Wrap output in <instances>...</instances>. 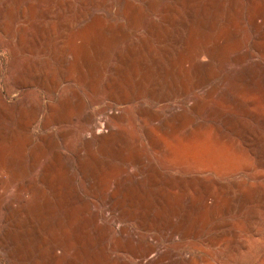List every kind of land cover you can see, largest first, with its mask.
<instances>
[{"label":"rangeland","instance_id":"rangeland-1","mask_svg":"<svg viewBox=\"0 0 264 264\" xmlns=\"http://www.w3.org/2000/svg\"><path fill=\"white\" fill-rule=\"evenodd\" d=\"M219 1L225 6L216 13L203 15L204 30L197 38L191 37V31H182L181 46L189 44L182 56H177L175 51L171 56L168 52L174 50L172 43L160 40L155 41L153 46L155 50L141 49L137 55L142 63L137 67L142 71L152 64L154 67L155 63L154 69L162 65L169 66L171 64L168 58L172 57L174 65L170 67L172 70L170 77L177 83V87L172 90L164 88L168 97L160 101L153 100L151 94L145 90L132 94L129 102L116 103L108 98L102 80L110 73L111 66L117 64L118 54L127 50V44L137 41L141 45V39L149 36V20L143 19L134 26L129 25L125 20L119 21L123 27L120 28L118 37L103 58L107 71L99 76L100 86L95 87L93 92L89 91L85 97L96 116V128L91 132L92 134L87 131L84 116L76 108L69 112L58 125L45 129L44 123L50 115L48 105L50 101L47 95L33 89L22 92L23 97L33 100L40 96L44 97V106L38 115L37 122L29 132L22 131L14 121L10 124L5 123L4 126L7 128L0 126V129H7L8 132L17 130V133H11L8 136L10 138H7L8 140L4 143L0 142V264L61 263L54 257L55 253L62 256L59 246L57 247V243H61L60 240L45 244L43 233L33 237L27 233L25 240H22L23 243H19L24 246V251L18 254V244L14 240L11 241L16 235L13 230L15 222L10 221L13 212L11 203L20 187L38 182L42 175L44 157L54 158L58 153L63 154L61 160L65 164L64 171L67 172L68 181H72V185L78 190L74 198L78 207L84 200L91 199L94 200L93 212H106L112 232L106 241L110 251L120 235L121 228L125 227L131 234L135 232L143 234L145 232L142 223L146 221L150 224L149 235L161 240L164 246L163 253L181 247L183 242V247L187 251V264H264V71L260 70L262 65L258 54H256V62L251 65V53H256L257 32L262 22L256 17L261 9L264 14V0H236L232 9H229L230 0ZM162 2L158 4L159 7L157 6L152 16L155 20H159L164 15L165 7L172 4L173 0H162ZM44 17L43 20L47 21L49 15ZM91 19L93 17L88 21L81 20L75 24L71 28L73 32L71 34L86 33L89 27L87 24H90ZM235 28L240 33L241 39L238 42L236 40L225 42L217 48V61L220 59V63L216 62L215 67L211 68L214 72L204 89L218 87L222 91L220 84L225 80L224 77L235 68L233 65L235 61H238L240 56H244L248 58L250 71L255 70L259 74L252 80V87L263 92L262 95L254 96L256 105L251 106V93L239 97L240 101L236 105L240 117L238 125L234 128L226 127L221 121L211 118L212 109L208 108V111L206 110L201 116L195 117L193 122L186 121L167 132H160L158 136L164 151L156 150L144 136L137 115L138 109L145 105L151 106L157 112H162L169 104L181 105L185 100L186 90L181 83L184 78L186 79L184 62L191 58L198 47L213 45L222 30ZM5 42V38L0 36V43L5 44ZM202 60L206 59L203 57ZM10 63L11 57L7 55L1 80V91L4 95L13 83L8 75ZM192 82L189 80L187 85L190 86ZM149 84L151 85L147 83L145 87L150 88ZM66 86L64 84L61 91H65ZM197 92L202 94V91L197 90ZM18 96L19 92L13 94V98L7 96L1 98L12 102L17 100ZM112 114H116L117 117H112L110 121L126 129L129 137L132 138L135 133L140 135L141 156L139 159L132 156L133 151L129 148H126L123 154H119V148L116 147L99 151L104 141L103 137L109 135V131L103 127L106 116ZM45 136H52L53 144L49 149L46 148L47 150L43 148L45 150L43 153L38 145L41 138ZM86 139H91L94 149L98 152L89 179H86L74 155ZM165 161H169L170 164L165 165ZM152 164H163L166 169L163 175L158 177L157 185L149 189L145 187L144 174ZM125 178L139 180L138 182L128 180V184L140 186L143 189L141 190L143 195L147 193L144 198L152 203L151 216L143 218L138 214L128 215L116 207L111 193L118 181ZM203 194L214 195L215 201L198 203L199 197ZM33 195L34 192L31 191L28 200L22 201L20 207L27 206ZM226 195L230 197L233 207L228 212H221L220 204L216 205V202ZM138 205L141 208L144 204L140 201ZM163 211L165 214L158 216ZM79 217L83 218L82 212ZM115 218L116 221H114ZM19 221L23 223L24 231H26L29 228V218ZM183 223L186 224L184 228L188 236L185 235V240L181 242L180 236L175 235L177 241L174 243L170 240V233L180 229ZM90 231L93 234V228ZM93 245V249L97 251L98 242ZM54 246L57 248L53 249ZM103 259V254L97 252L93 258V264H102ZM158 259L157 253H151L140 262L130 258V261L125 264H157ZM118 260L124 263L122 259L115 258V261Z\"/></svg>","mask_w":264,"mask_h":264},{"label":"bare ground","instance_id":"bare-ground-1","mask_svg":"<svg viewBox=\"0 0 264 264\" xmlns=\"http://www.w3.org/2000/svg\"><path fill=\"white\" fill-rule=\"evenodd\" d=\"M235 1L230 0L229 9L234 8ZM160 2L162 0H0V36L6 40L5 44L0 43V126L14 121L22 131H31L44 106V97L40 96L33 100L22 96L24 90L33 89L42 91L50 101L48 104L50 115L44 123L45 129L58 125L69 112L76 108L84 116L87 131L93 132L96 128V116L85 97L89 91L93 92L95 87L100 86L99 76L107 71L103 58L118 37L117 33L121 30L120 28L123 27L119 23L120 20H125L132 26L143 19L149 20V36L141 39V45L137 41L127 44V50L125 52L121 50L122 52L118 54L117 64L111 66L110 73L102 80L108 98L116 103L129 102L132 94L144 90L151 94L153 100L160 101L167 98L168 95L164 88L172 90L177 87V83L170 77L172 72L170 67L174 65L172 57L168 56L171 64H168L169 66L162 65L154 69L155 63L154 67L152 64L142 71L137 67L141 63L137 55L141 49L155 50L154 43L160 40L172 43L174 50L168 52L171 56L174 55V51L177 56H182L183 51L189 45L181 46L182 31H191V37L197 38L204 30L203 15L216 13L225 4L219 0H173L172 4L165 7L164 15L159 20H155L152 16ZM48 15V20H43L44 16ZM90 16L93 19L90 24L85 22L89 25L86 33L72 35L71 28L81 20H90ZM256 18L261 19L262 22L257 32L256 53H251V65L256 62V54H258L261 57L260 70L264 71V14L262 9L259 10ZM240 39V33L236 28L222 30L213 45L200 46L193 55L191 54V58L184 62L186 79H182L183 82L180 81L186 88L185 100L181 105L169 104L162 112H157L151 106L145 105L138 109L137 115L144 136L156 150L164 151L158 136L160 132H167L181 126L186 121L193 122L195 117L201 116L208 108L212 109L211 118L221 121L226 127L234 128L238 125L240 117L236 105L240 101L239 97L251 93V106L256 105L254 96L262 95L263 92L252 87V80L259 74L255 70L250 71L248 58L244 56H240L234 64L232 62L235 68L233 67L230 74L224 77L225 80L219 83L222 91L218 87L204 89L214 72L211 68L215 67L216 62L220 63V59L217 61V48L225 42L235 40L238 42ZM7 55L11 57L8 75L13 83L4 95L1 91V80ZM203 57L205 61L202 60ZM189 80L193 81L190 86L187 85ZM147 83H151L150 88L145 87ZM64 84L67 85L65 91H61ZM197 90L202 91V94H199ZM17 92H19L18 99L12 102L1 98L4 96L13 98V94ZM112 117H117V115L106 116L103 127L109 131V135L103 137L104 141L99 151L116 147L119 148V154H123V151L129 148L133 151L132 156L139 159L141 156L140 135L135 133L132 138L129 137L126 129L110 121ZM4 127L7 128V126ZM11 133L16 134L17 130L8 132L7 129H0V142L4 143L8 140ZM51 137L41 138L38 147L43 153L53 144ZM91 142V139L84 140L74 153L86 179L91 177L90 171L98 155ZM62 157L61 153L55 155L54 158L44 157V166L39 181L32 185L21 186L11 203L13 212L11 211L10 221L15 222L13 230L16 233L11 241L14 240L18 244V254L24 251V246L19 243H23L22 240H25L27 233L32 237L43 233L45 244L60 240L61 243H57V247L59 246L62 256L57 253L54 256L59 262L61 261L60 264H93V258L97 252L103 254L102 264H122L120 260L115 261V258L122 259L123 264L129 262L130 258L140 262L151 253L159 255L157 264L188 263L187 251L182 242L186 238L185 235L188 236L184 228L185 223L180 229L170 233V240L174 243L177 241L175 235L180 236L179 241L182 245L179 248L163 253L164 246L161 240L149 235L150 224L144 221L142 226L145 233L142 232L143 234L137 232L131 234L125 227L121 228L120 235L110 251L106 246V241L112 232L106 212H93L94 200L91 199L84 200L78 207L74 200L78 190L72 185V181H68ZM164 164L169 165L170 162L165 161ZM164 169L166 168L163 164H152L144 174L145 187L154 188L158 177L163 175ZM128 180L139 181L126 178L118 181L111 193L116 207L128 215L138 214L143 218L151 216L152 203L144 198L147 193L143 195L141 191L143 189L140 186H129ZM90 189L92 190V187ZM31 191L34 192L33 198L28 201L27 206L20 207L22 201L28 200ZM221 192L223 194V191ZM140 201L144 204L141 208L138 205ZM213 201H215L214 195L203 194L199 197L198 203ZM220 201H217L216 205L220 204L221 212H228L233 207L227 195L223 196ZM81 212L83 218L79 217ZM163 213L165 214V211L160 212L158 216H163ZM27 218H29V228L24 231L23 223L19 220ZM90 228H93V234ZM96 242L99 244L97 251L93 249V244ZM57 247L54 246L53 249Z\"/></svg>","mask_w":264,"mask_h":264}]
</instances>
